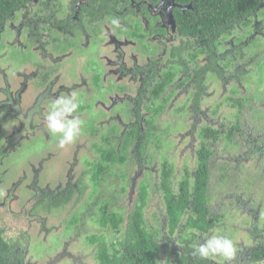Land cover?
<instances>
[{
    "label": "flooded vegetation",
    "instance_id": "flooded-vegetation-1",
    "mask_svg": "<svg viewBox=\"0 0 264 264\" xmlns=\"http://www.w3.org/2000/svg\"><path fill=\"white\" fill-rule=\"evenodd\" d=\"M12 2L14 6L9 14L0 17V70L6 78L15 74L22 76V81L15 91L5 90L8 94L0 110V191L16 188L6 183L10 185L8 179L17 163L30 156L40 160L44 157L40 168L46 172L34 178L26 196L22 195L23 190L17 193L20 197L16 196L13 202L27 197L26 211L11 213V221L27 223L26 219H35L41 229L49 230L47 221L51 217L64 216L59 225L61 237L73 236L75 243L89 253L91 261L86 264H99L100 243L94 242V237H103L107 244L118 237L110 222L102 224V207L107 204V214L114 211L122 215L123 232L144 196L147 228L157 230L151 227L145 214L149 195L147 176L136 175L149 164H160L159 187L167 209L161 185L162 165L171 166V189L179 194L182 178L190 176L193 184L200 149L206 146L209 227L189 230L198 245L199 235L212 232L223 222V216L212 212L215 144L221 139L230 144L242 133L245 109L251 110L249 106L264 100V0ZM113 19L119 24H112ZM220 82L229 84L227 93L221 97L223 89L217 90ZM2 83L6 85L0 73ZM21 88L29 91L30 102L40 99L39 104L23 110V102L21 107L18 104L24 92ZM72 95L80 105L72 115L82 121L79 135L84 137L85 147L71 155L76 161L68 165L65 174L70 179L66 186L52 188L54 179L51 182L49 178L53 165L45 163V156L55 147L61 148L60 135L51 134L41 119L44 120L57 98ZM15 105L17 110L5 116V109ZM255 111L251 115L264 127V106ZM218 112L232 124L198 123L206 114L216 118ZM187 138L197 143L189 148L193 155L185 158L173 189L174 162L177 163L179 156H173L172 149L178 140ZM246 139L253 145L252 149L257 148L251 134ZM107 150H112L118 158L107 159L104 156ZM260 150L264 153V149ZM77 165L80 171L73 181ZM134 168L138 171L131 177ZM225 176L220 175V183ZM136 178H141L138 186ZM135 185L138 201L126 213L123 200L130 196L129 189ZM3 205L6 206L5 202ZM186 212L189 215L191 211ZM166 217L168 228L167 210ZM3 223L0 219L3 237L13 246L5 258L17 264H29L27 226L17 227L19 232L12 237L7 232L11 226L5 228ZM181 229L176 231L181 243L178 252L183 251L184 245ZM252 235L259 242L246 250L247 262L243 264H250L253 252L264 244V228L255 222ZM158 240L160 244L159 232ZM32 254L36 257L37 253Z\"/></svg>",
    "mask_w": 264,
    "mask_h": 264
},
{
    "label": "rangeland",
    "instance_id": "rangeland-1",
    "mask_svg": "<svg viewBox=\"0 0 264 264\" xmlns=\"http://www.w3.org/2000/svg\"><path fill=\"white\" fill-rule=\"evenodd\" d=\"M1 44V41H0ZM1 50V48H0ZM7 55V54H6ZM5 55V56H6ZM2 53L0 54V64H1ZM3 62V59H2ZM240 64V63H239ZM229 72V70H228ZM3 80L6 83L4 86L3 83L0 86V110L2 107V102L7 98V92L5 90L9 89L15 91L18 84L22 81V76L20 75H11L8 78L5 77L4 72L0 70ZM9 83V84H7ZM8 85V86H7ZM220 82L217 86V90L222 88L223 96L227 93V86ZM21 91H24L20 96V103L23 104L22 109H31V105H38L40 99L37 101L30 102L28 97V92L25 89L21 88ZM6 95V96H5ZM39 100V101H38ZM209 101V100H208ZM258 101V100H257ZM264 106V100L256 104L249 106L251 110L245 109L242 114L243 120V129L242 133L234 137L233 141L228 144L225 143L223 139L219 140L215 144V154L212 159V182L211 190H213L214 203L212 205V212L218 214L222 217L223 222L218 224L216 228L204 235H199L197 239L198 243H202L205 237L212 234H222L227 235L232 238L237 247V255L231 261V264H243L247 261L244 260V257L247 255V249L254 244H257L259 240L253 235L251 236V227L255 222L260 227L264 228V153L260 148L264 149V127L263 125L259 126V122L256 120V117H253L255 110L259 111ZM18 107V109H20ZM5 109V108H4ZM17 107L6 108L4 115H11V111H16ZM21 110V109H20ZM206 111V110H204ZM224 110H222L223 112ZM222 112H218L217 117L210 116L206 114L205 116L199 119L198 123L203 122H213L215 125H222L224 121L228 122L226 119L222 118ZM223 119V120H222ZM222 120V121H221ZM41 121L45 122L43 119ZM39 123V118L36 124ZM232 123H230L231 125ZM220 125V126H221ZM229 125V126H230ZM45 126V123H44ZM224 126V125H223ZM222 126V127H223ZM221 127V128H222ZM227 127V126H224ZM43 128V127H41ZM27 134V133H26ZM25 134V135H26ZM251 134L253 139H255L254 145L257 148L252 149L251 143L246 139V136ZM82 136H85L82 134ZM79 135L73 143L66 145L63 148L57 149L56 147L52 150L51 154L48 153L45 156V163L47 165H53L51 170V177L49 180L52 182L54 179V185L51 186L55 188L56 186L64 187L70 179V177L65 174L68 173V165L70 162L76 161V158L71 157L72 153L75 150L81 147H85V141ZM21 137L19 142L21 141ZM196 140V139H195ZM18 143V142H17ZM197 143V140H196ZM194 140L191 138L180 139L177 141V146L172 149V155L178 154L179 159L177 163L174 162L175 173L173 175V189H176V183L179 180L182 172V166L185 158L192 157L193 151L189 149L192 145H196ZM77 144V148L76 145ZM55 146H58L56 144ZM76 148V149H75ZM189 149V150H188ZM258 149V150H257ZM188 150V151H187ZM80 151H83L80 150ZM76 152V155H78ZM67 159V160H66ZM42 162H44V157L40 160L37 157L30 158L22 163H17L14 168L13 173L10 175V185L6 183V186L15 185L16 188L12 191V188H9L6 191H0V219L4 221L2 225L5 228H8V236L17 235L19 228L24 226L27 230L26 246L29 245V255L27 260L29 264H86V262L91 261L89 258V253L84 251L80 245L73 238V236L61 237V228L59 225L62 223L64 216L51 217L47 221L49 225V230H43L40 228V225L35 219H26L27 223L21 221L20 223H14L11 220V213H21L26 211L25 200L26 198H21L18 202H13V199L17 196L20 197L17 193L23 190L24 196L27 195V189L34 184V178L44 176L46 172L42 168ZM192 165V164H191ZM160 164L155 165L154 163L149 164L143 170L138 172L137 178L143 174L142 177L147 176L146 181L149 186V195L147 200V206L145 208L146 219L152 228H157L160 238V256L158 259V264H165L167 258H173L175 252L181 250V243L179 238V233L177 232L173 237H170L167 228V217H166V207L163 201L162 192L159 187L160 177L159 170ZM80 171L79 166L77 165L74 169V177L71 180L75 181L78 173ZM138 169L134 168L131 170V177L137 173ZM226 174L225 179L220 183V175ZM62 176V177H61ZM141 177V178H142ZM138 183L141 178L137 179ZM47 183V182H46ZM53 185V184H52ZM137 186H132L130 190V196L125 197L123 200V205L125 206L126 213L127 210L132 209L135 203L138 201V188ZM2 186L0 185V188ZM127 195V194H126ZM5 202V207L3 203ZM23 214V213H22ZM24 217V215H22ZM25 219V217H24ZM30 221V222H29ZM229 233V234H227ZM29 237V238H28ZM162 237L164 239L162 243ZM58 240V241H55ZM32 252L37 253L36 257ZM212 259L222 262L220 258L213 257ZM92 264V263H91Z\"/></svg>",
    "mask_w": 264,
    "mask_h": 264
},
{
    "label": "trees",
    "instance_id": "trees-1",
    "mask_svg": "<svg viewBox=\"0 0 264 264\" xmlns=\"http://www.w3.org/2000/svg\"><path fill=\"white\" fill-rule=\"evenodd\" d=\"M240 3V1L235 2ZM14 6L12 0H0V17L7 15ZM234 8H232L233 10ZM119 162L123 159L122 151L119 152ZM107 159H117V154L112 150H107ZM209 150L202 146L199 152L198 168L194 172V182L191 184L189 177L182 178L180 182L179 194H175L171 189L172 168L169 164L162 165V191L164 194L167 216L168 231L174 236L177 229L181 227V241L184 243L183 251L177 252L173 258H167L165 264H219L207 260H200L192 256L193 246L195 245V235L189 232L191 228H201L207 230L208 196L206 193L208 183V162ZM144 196H141L142 203L137 205L129 216V223L125 231H121L122 215L110 211L107 214L106 207L103 208L102 224L111 223L117 231L116 240L107 244L103 237H94L93 241H99L100 247L97 252L99 264H158L160 254V244L158 232L155 229L147 228L143 209L145 206ZM190 209V214L187 210ZM187 214L185 223H181L184 215ZM13 246L6 242L3 231L0 230V264H17L13 260L5 258V254L12 250ZM250 264H264V244L253 252Z\"/></svg>",
    "mask_w": 264,
    "mask_h": 264
},
{
    "label": "clouds",
    "instance_id": "clouds-1",
    "mask_svg": "<svg viewBox=\"0 0 264 264\" xmlns=\"http://www.w3.org/2000/svg\"><path fill=\"white\" fill-rule=\"evenodd\" d=\"M112 24L117 25L119 21L113 19ZM79 103L74 95L61 96L51 105L48 114L44 117L45 127L51 134H59V146L61 148L74 142L81 131L82 121L72 114L76 113ZM237 255L235 241L227 235L219 233L205 237L202 243L193 246L192 256L200 260L218 257L222 264H231Z\"/></svg>",
    "mask_w": 264,
    "mask_h": 264
}]
</instances>
